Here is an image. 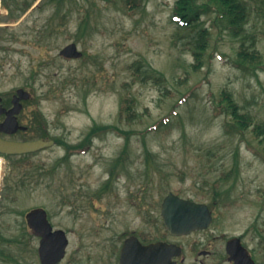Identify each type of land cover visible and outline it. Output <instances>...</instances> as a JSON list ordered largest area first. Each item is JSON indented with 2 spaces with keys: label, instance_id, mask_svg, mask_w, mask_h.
<instances>
[{
  "label": "rangeland",
  "instance_id": "obj_1",
  "mask_svg": "<svg viewBox=\"0 0 264 264\" xmlns=\"http://www.w3.org/2000/svg\"><path fill=\"white\" fill-rule=\"evenodd\" d=\"M248 1L252 16L246 34L253 37L248 43L255 38L264 56V4ZM61 2L0 0V96L10 107L18 89L32 95L19 116L28 131L10 138L46 139L34 127L43 114L45 137L73 149L85 145L67 159L66 146L57 143L8 161L0 264H41L40 240L30 236L25 219L39 207L48 211L55 229L69 235L60 264H119L118 250L129 236L161 239L162 203L170 192L212 208L216 183L222 185L217 208L211 209L212 225L166 239L180 246L188 239H216V253H224L226 241L239 237L264 264V134L250 131L244 140L228 134L229 117L217 109L221 91L228 88L264 126V71L235 67L241 39L213 26V16L204 17L209 47L204 66L195 70L197 33L172 19L176 0H142L134 10L124 0ZM83 19L92 35L79 33ZM71 43L82 58L60 56ZM150 68L162 75L159 81L143 80ZM125 97L135 99V116L121 120ZM162 120L168 125L157 129ZM106 126L119 130L86 142L93 128ZM123 152V163L115 168ZM21 158L31 164L13 168ZM230 172V179L221 181Z\"/></svg>",
  "mask_w": 264,
  "mask_h": 264
},
{
  "label": "trees",
  "instance_id": "obj_2",
  "mask_svg": "<svg viewBox=\"0 0 264 264\" xmlns=\"http://www.w3.org/2000/svg\"><path fill=\"white\" fill-rule=\"evenodd\" d=\"M50 3H55V0H48ZM55 1V2H54ZM63 1L65 0H61ZM142 0H124V5L130 10H134L141 5ZM264 4V0H259ZM213 16L214 24L213 26L220 27L227 30L231 33V35L235 38L241 39V44L239 46V50L237 53V58L234 61V65L237 69L243 72H254L255 74L259 70L264 71V56L260 52V50L256 47L257 40L254 38L250 43L248 38H253L246 34L247 25L249 24L252 16L251 4L248 0H176L173 10L172 19L176 22L180 28L185 29L188 32L197 33V38L194 43V47L192 50V55L194 57L193 67L195 70H200L204 66V55L209 47V39H210V30L208 28H201V25L204 22V17ZM86 20L83 19L81 26L79 27V33L82 36H86L89 34L92 35L89 31L93 29L90 28L88 31V24H86ZM139 66L136 70L142 74ZM150 68L145 72V76L143 78L144 81L147 80H155L159 81L161 79V74ZM7 105V104H6ZM217 109L221 111L222 114H226L229 119L225 123V129L228 134L240 136L242 140L245 139V136L248 132H254L257 137H260L264 134V126L256 120L250 112L244 111L240 104L235 99V96L232 91L228 88H224L220 93V100L217 105ZM135 116V99L131 97H125L122 99L119 117L121 120L128 118L131 119ZM167 120H162L157 129H160L162 125H168ZM47 119L43 114H39L36 116L34 121V127L44 138L47 135ZM254 127L253 129H251ZM113 130H119L114 128L113 126L106 127H95L93 128L86 137V142L90 144L92 140L97 137L101 132L110 133ZM119 133L125 135L128 139L129 133L123 130L119 131ZM146 133H143L145 138ZM48 139V138H47ZM85 141V140H84ZM57 143H61L67 148L66 159L71 157L72 150L83 149L84 146L75 147L74 149L68 145L67 143L57 140ZM87 143V144H88ZM146 153L149 156L150 151L146 147ZM9 161H12L14 157L6 156ZM124 152L118 157L114 163L115 168L123 163ZM31 164L26 158H21L17 160L13 168L19 169L21 167L27 166ZM116 175L115 170H112L110 174V178H114ZM230 173H223L221 176V181H228L230 179ZM111 181L105 185L107 188ZM220 181V182H221ZM220 183H216L213 186V196H210L213 200L211 203L212 209L217 208L218 195L220 194L219 188ZM226 191V190H225ZM222 192V191H221ZM204 195H207L204 194ZM226 204V203H225ZM227 205V204H226ZM229 205V204H228ZM157 223V221L155 220ZM30 231V230H29ZM30 236L33 234L30 231ZM167 233L164 232L162 237H165ZM144 242H150L151 239L144 235L140 236ZM117 248H115L116 252ZM119 251V250H118Z\"/></svg>",
  "mask_w": 264,
  "mask_h": 264
},
{
  "label": "water",
  "instance_id": "obj_3",
  "mask_svg": "<svg viewBox=\"0 0 264 264\" xmlns=\"http://www.w3.org/2000/svg\"><path fill=\"white\" fill-rule=\"evenodd\" d=\"M65 58L79 59L83 53L74 43L66 46L61 52ZM31 99V94L19 89L13 98V106L6 109L0 106V116L6 118L0 123V132L14 135L26 131L18 116L22 113L23 101ZM3 98L0 97V103ZM55 145L53 140L14 141L0 137V153L4 155H24L40 151ZM167 231L172 236L189 235L196 230H205L213 222L212 212L203 203H196L170 193L163 201L161 211ZM27 222L33 234L41 238L38 254L41 264H59L67 254L70 241L64 230H54L43 208H37L27 214ZM228 252L235 264H255L248 250L242 246L240 238H232L228 243ZM120 264H176L174 257L181 255L176 245L163 242L149 245L142 244L137 237L128 238L121 249Z\"/></svg>",
  "mask_w": 264,
  "mask_h": 264
},
{
  "label": "flooded vegetation",
  "instance_id": "obj_4",
  "mask_svg": "<svg viewBox=\"0 0 264 264\" xmlns=\"http://www.w3.org/2000/svg\"><path fill=\"white\" fill-rule=\"evenodd\" d=\"M5 138L8 137L5 136ZM160 241L174 244L181 248L182 255L179 258H175L176 264H235V261L232 260L231 256L228 254V243L230 239L224 244V253H216L214 248L216 239H188L189 242L181 246L167 239H162ZM248 250L256 264H259L252 250Z\"/></svg>",
  "mask_w": 264,
  "mask_h": 264
},
{
  "label": "built area",
  "instance_id": "obj_5",
  "mask_svg": "<svg viewBox=\"0 0 264 264\" xmlns=\"http://www.w3.org/2000/svg\"><path fill=\"white\" fill-rule=\"evenodd\" d=\"M4 171H5V161L4 159L0 158V191H1V185H2V180L4 176Z\"/></svg>",
  "mask_w": 264,
  "mask_h": 264
},
{
  "label": "bare ground",
  "instance_id": "obj_6",
  "mask_svg": "<svg viewBox=\"0 0 264 264\" xmlns=\"http://www.w3.org/2000/svg\"><path fill=\"white\" fill-rule=\"evenodd\" d=\"M2 12L1 6H0V13Z\"/></svg>",
  "mask_w": 264,
  "mask_h": 264
}]
</instances>
